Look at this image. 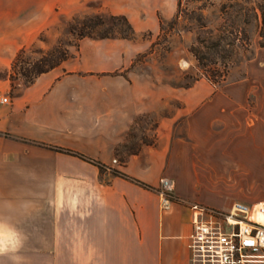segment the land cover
I'll list each match as a JSON object with an SVG mask.
<instances>
[{
	"label": "crops",
	"instance_id": "0c3cea01",
	"mask_svg": "<svg viewBox=\"0 0 264 264\" xmlns=\"http://www.w3.org/2000/svg\"><path fill=\"white\" fill-rule=\"evenodd\" d=\"M76 1L0 0V38L51 23L56 7ZM136 52L125 38L86 37L31 82L0 85L9 96L0 102V217L23 234L19 246L0 235V264H191L193 203L229 210L264 198V95L245 79L173 87L114 73ZM171 100L156 143L122 164L116 147L134 119ZM163 176L174 181L166 208Z\"/></svg>",
	"mask_w": 264,
	"mask_h": 264
},
{
	"label": "rangeland",
	"instance_id": "374dc122",
	"mask_svg": "<svg viewBox=\"0 0 264 264\" xmlns=\"http://www.w3.org/2000/svg\"><path fill=\"white\" fill-rule=\"evenodd\" d=\"M114 2L77 0L69 4L66 11L60 5L56 7L55 21H44L38 29L29 24L20 36H11L10 39L1 37L0 85L4 80H11L12 83L27 81L23 78V72L43 65L41 57L55 54L57 50L67 51L71 56L79 47L80 40L77 33L71 31L70 25H78L86 14L101 15L103 23L97 29L112 26L118 32L126 28L121 22L114 23L110 19L111 14L125 15L133 26L135 36L125 39L132 51L137 52L129 67L114 73L125 76L134 74L157 85L169 83L173 87H188L198 79H207V69L199 63L192 49L199 46L203 52L209 51L205 44H209L219 34L217 29L222 22L221 0H207L206 3L202 0H182V11L178 16L177 0H130L124 5H119V0L116 5ZM246 30L249 40L244 42L235 38L234 43H225L229 58L219 59L214 66L221 71L226 69L225 80L221 84L245 79L252 87L251 93L264 95V48L259 45L260 36L256 26L250 24ZM228 37L232 38L231 35ZM4 41H7L6 45ZM211 67L210 64L209 69ZM166 105L165 109L143 112L134 119L119 148L120 160L126 157L131 147L156 142L159 119L174 109L178 102L171 100Z\"/></svg>",
	"mask_w": 264,
	"mask_h": 264
},
{
	"label": "built area",
	"instance_id": "2783aa9c",
	"mask_svg": "<svg viewBox=\"0 0 264 264\" xmlns=\"http://www.w3.org/2000/svg\"><path fill=\"white\" fill-rule=\"evenodd\" d=\"M0 102H9V96L0 92ZM158 192L162 207H169L175 200L173 180L162 177ZM191 208V264H264V198L235 201L229 210L200 203Z\"/></svg>",
	"mask_w": 264,
	"mask_h": 264
},
{
	"label": "trees",
	"instance_id": "16d2710c",
	"mask_svg": "<svg viewBox=\"0 0 264 264\" xmlns=\"http://www.w3.org/2000/svg\"><path fill=\"white\" fill-rule=\"evenodd\" d=\"M203 3H206L207 0H202ZM182 0H177V12L176 16L182 11ZM220 11L222 14V22L220 23L217 30L219 34L209 43L205 44V47H209V51L203 52L202 48L199 46L193 47L192 51L195 56L198 58L199 63L202 66L206 67L207 74L206 77L214 85H220L225 80V70L221 71L220 68L215 67L214 65L218 63L219 59L229 58L230 53L227 52L224 47L226 44L234 43L235 38L241 39L244 42L249 40V33L246 30V26L254 24L258 30L260 39L259 45L264 47V0H221L220 2ZM199 17V16H198ZM197 17V20L200 18ZM110 19L115 23V21L125 24L126 28H121L118 32L114 31L112 26L105 27L103 29H97V26L102 24L101 15H84L81 19V22L77 24H71V31L76 32L79 40L84 37H89L93 39H103V38H129L132 39L135 36V31L133 26L127 19L125 15H110ZM232 38L229 39V35ZM201 43H204L203 40H200ZM18 57V56H17ZM69 57L67 51L57 50V53L52 55H46L41 57L40 61H43V65H38L35 68L25 69L23 72V78L27 82H31L39 74L48 71L49 69L57 66L62 60H65ZM210 64L213 66L212 69H209ZM155 141L147 142V144L154 145ZM122 144H119L116 147V153L120 154L119 148ZM140 145L136 147H131L128 149L127 154L137 153L140 149ZM58 150H65L73 154H78L75 151L57 148ZM88 161L96 164L100 169H104L105 165L93 158L86 156H81ZM126 157H121V163L125 164ZM112 172L116 175H119L123 178H126L130 181H133L145 188L152 189L153 187L146 182H143L137 178H134L127 173L118 170L112 169Z\"/></svg>",
	"mask_w": 264,
	"mask_h": 264
},
{
	"label": "clouds",
	"instance_id": "9594fccd",
	"mask_svg": "<svg viewBox=\"0 0 264 264\" xmlns=\"http://www.w3.org/2000/svg\"><path fill=\"white\" fill-rule=\"evenodd\" d=\"M0 235L3 236L4 245L12 242L16 246H19L23 241V234L14 227L5 223L4 218L0 217ZM5 250L4 246H0V252Z\"/></svg>",
	"mask_w": 264,
	"mask_h": 264
}]
</instances>
